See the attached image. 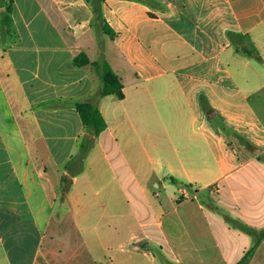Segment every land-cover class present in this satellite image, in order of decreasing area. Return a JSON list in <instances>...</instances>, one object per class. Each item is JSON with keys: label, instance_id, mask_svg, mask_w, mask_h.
<instances>
[{"label": "crops", "instance_id": "obj_1", "mask_svg": "<svg viewBox=\"0 0 264 264\" xmlns=\"http://www.w3.org/2000/svg\"><path fill=\"white\" fill-rule=\"evenodd\" d=\"M10 1L14 33L0 30V264H133L140 253L153 264L238 263L257 238L244 225L264 229V121L254 104L256 94L264 97V0H106L105 15L118 31L106 39L88 0H0V12ZM228 30L247 36L234 43ZM81 52L112 64L125 97L98 99L108 127L84 171L69 178L63 216H52L45 231L27 188L28 163L18 165L8 135L56 201L69 174L63 165L85 132L77 107L65 100L101 87L91 65L74 64ZM203 97L256 147L230 148ZM146 128L158 143L167 138L175 146L174 162L156 163L149 154L153 164L145 168ZM99 148L112 184L105 202L88 172ZM131 181L141 207L129 194ZM151 184L176 187L160 201ZM182 185L192 194L178 202L173 195ZM53 223L63 231L50 232ZM68 228L79 231L66 234ZM248 264H264V238Z\"/></svg>", "mask_w": 264, "mask_h": 264}, {"label": "trees", "instance_id": "obj_2", "mask_svg": "<svg viewBox=\"0 0 264 264\" xmlns=\"http://www.w3.org/2000/svg\"><path fill=\"white\" fill-rule=\"evenodd\" d=\"M136 1L143 2L147 5H153L154 0ZM88 2L90 3V6L94 13V27L100 28L101 31H103L105 34L109 35L112 38H116V36L118 35V31L113 28L105 15L104 5L106 0H88ZM12 12L13 1H10L6 6V10L0 12V30L2 32H8L9 34L13 35L14 29ZM150 15L155 16L153 12H150ZM227 35L234 43L237 41V38L243 40L245 36H247L243 33L235 32L232 30H228ZM237 49L239 50L238 47ZM246 51L249 54H258L256 50ZM74 64L78 66L88 64L91 65L96 70L101 79V87L88 98H71L65 100L67 104H72L77 107L82 117L85 130L84 134L80 136V139L78 141L76 153L72 155V157L63 165L64 169L72 176H76L84 171L88 154L95 142V139H97L108 127V122L99 107L98 99L109 94H115L119 98L125 97L122 77L106 58H98L96 60H92L86 52H81L74 58ZM202 101L207 111L213 109V106L208 103V100L205 97L202 98ZM212 122L214 123L218 131L223 130L228 135L229 146L234 147L236 143H240L245 145L250 151L256 147V145L251 140L244 137L237 130L229 126L224 121L221 115L213 118ZM90 134L93 135V139H89ZM63 182L64 183L62 186V190L63 198H65L71 188L72 180H70L67 174H65L63 176ZM243 228L245 230H248L250 233L257 235V238L255 245L251 249H249L244 257L236 264H248L256 247L264 238V229L258 232L256 229L247 225H244Z\"/></svg>", "mask_w": 264, "mask_h": 264}, {"label": "rangeland", "instance_id": "obj_3", "mask_svg": "<svg viewBox=\"0 0 264 264\" xmlns=\"http://www.w3.org/2000/svg\"><path fill=\"white\" fill-rule=\"evenodd\" d=\"M100 35L102 36V39H106L108 38V36L104 33L101 32L100 28H97ZM164 87L162 86L161 90H163ZM254 104L257 108V111L259 113V115L261 116L262 120L264 121V97H263V92H260L258 94H256L255 96V101ZM156 131L154 130H150V129H144L142 134L144 135V149L143 151H140V154L143 155V160H144V166L145 168L147 167H151V160H150V155L155 157L156 163H158L159 161H166V162H174L175 158L177 157V152L175 151V146L170 145L169 140L167 138H163V140H161V142L158 143L157 139H153L152 138V133H154ZM164 133V132H162ZM8 142L10 145V148L12 150L13 156L15 158V160L17 161L18 165H22L25 164L24 162L28 163V171L30 172V177L32 178L33 182H29V185L27 184V188H29V195L30 198L32 200V203L39 215V217L42 219V223H43V227L44 230L46 231L49 225V220H51L52 216H56L57 219L61 218L62 213H63V207L67 206V202L66 199L63 198V190L61 188L59 196L60 197H56V201H50V199H48L42 184L39 180V178L35 175L34 173V167L32 164V161L29 157V155H23L22 154V146L17 143L15 140H13L9 135H8ZM96 143H98V140L95 139V142L90 150V152L92 151V149L94 148V146H96ZM236 147L240 148V149H246V146L244 145H240V143H236ZM176 146H180L179 144H177ZM232 146H230L231 148ZM111 150V149H110ZM89 152V154H90ZM88 154V155H89ZM98 156L97 162H92L90 164V169H89V175H91L90 177H92V179H95L96 181V187H99V189L102 191L103 195L101 196L102 201L108 199L109 195H110V191H111V185L112 184H108L110 182V172L108 170L104 155L105 152L103 150H100V148L97 150V152H95L94 157ZM111 154L114 155L113 151H111ZM92 159V158H91ZM87 162V161H86ZM118 164H120L118 162ZM117 164V165H118ZM153 164V162H152ZM155 165V164H154ZM120 166V167H119ZM118 166L119 170H121V164ZM168 168V166L165 167V169ZM99 171H97V170ZM165 169L163 170L165 172ZM162 171V179H166L167 177H169L168 175L170 174V171L163 173ZM98 174L100 175V178L97 176ZM72 180V179H70ZM98 180V182H97ZM170 183H172L171 181H169ZM105 183H106V187H105ZM67 185V183H66ZM101 186V187H100ZM176 187V185H174ZM150 187L152 188V190L154 191V194H156V197L162 201L163 199H167L172 192H174V188L175 187H168L167 189H163L161 186L159 187H155L153 184L150 185ZM185 189H189L188 186L186 185H182V187L179 188V190H177L173 197L177 199V201H185L188 200V198H190L191 196H188L186 194H184L183 190ZM216 188L213 187V191ZM129 194L131 196V198L136 197V204L139 205V207H141V201H140V189L137 186L136 183L132 182L130 183V190H129ZM205 195H208L207 192L204 193ZM217 196L214 195L212 198H216ZM105 202V201H103ZM166 222H169L168 220H166ZM163 228V227H162ZM64 229V224L61 223L59 225L56 224H52V230L50 232L53 233H59L62 232ZM76 229V228H75ZM177 229V226L175 225L174 230ZM156 229H153V231ZM79 230H73L72 228H68L66 230V234H73V233H78ZM164 248H167V244L164 242L162 243ZM151 250L155 251L157 254V257L159 256L160 261L164 260L162 257V249L159 246L156 245H152L151 246ZM133 260H131L130 262H133V264H153V259L152 256H148V255H144L142 253L140 254H136V256L132 257ZM5 264V263H4ZM175 264V263H173Z\"/></svg>", "mask_w": 264, "mask_h": 264}, {"label": "water", "instance_id": "obj_4", "mask_svg": "<svg viewBox=\"0 0 264 264\" xmlns=\"http://www.w3.org/2000/svg\"><path fill=\"white\" fill-rule=\"evenodd\" d=\"M217 114H218V111L216 109H211V110L208 111V117L210 119L215 118L217 116ZM89 139H93V135L90 134L89 135ZM165 172H168V168L165 169ZM68 178H72V175L68 174ZM145 246H147V247L149 246V242L148 241L145 242Z\"/></svg>", "mask_w": 264, "mask_h": 264}, {"label": "built area", "instance_id": "obj_5", "mask_svg": "<svg viewBox=\"0 0 264 264\" xmlns=\"http://www.w3.org/2000/svg\"><path fill=\"white\" fill-rule=\"evenodd\" d=\"M183 192H184V194H186L188 196H191V194H192L189 189H185V190H183Z\"/></svg>", "mask_w": 264, "mask_h": 264}]
</instances>
